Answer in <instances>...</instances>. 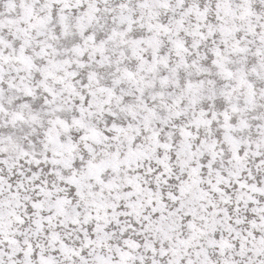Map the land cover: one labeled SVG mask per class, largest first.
I'll return each mask as SVG.
<instances>
[{
	"label": "snow or ice",
	"instance_id": "1",
	"mask_svg": "<svg viewBox=\"0 0 264 264\" xmlns=\"http://www.w3.org/2000/svg\"><path fill=\"white\" fill-rule=\"evenodd\" d=\"M0 264H264V0H0Z\"/></svg>",
	"mask_w": 264,
	"mask_h": 264
}]
</instances>
